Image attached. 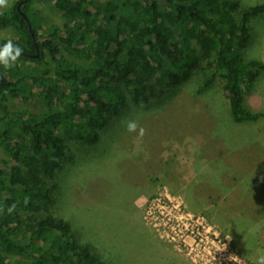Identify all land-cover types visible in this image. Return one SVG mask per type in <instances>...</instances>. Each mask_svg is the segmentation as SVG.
<instances>
[{"label": "trees", "instance_id": "trees-1", "mask_svg": "<svg viewBox=\"0 0 264 264\" xmlns=\"http://www.w3.org/2000/svg\"><path fill=\"white\" fill-rule=\"evenodd\" d=\"M38 1L0 9V47L19 44L26 66H0V264H105L50 208L72 145L96 144L113 118L193 80L197 93L223 82L234 122L264 117L245 104L264 61L244 55L264 3L43 0L54 22Z\"/></svg>", "mask_w": 264, "mask_h": 264}, {"label": "rangeland", "instance_id": "rangeland-1", "mask_svg": "<svg viewBox=\"0 0 264 264\" xmlns=\"http://www.w3.org/2000/svg\"><path fill=\"white\" fill-rule=\"evenodd\" d=\"M37 5L59 22L51 4ZM250 25L245 58L264 61V11ZM197 83L127 109L92 146L72 145L53 179L51 210L105 264H233L230 255L257 264L264 256V117L234 122L223 82L205 93L196 92ZM245 104L264 113V69ZM126 120L137 122L136 132L126 130Z\"/></svg>", "mask_w": 264, "mask_h": 264}, {"label": "clouds", "instance_id": "clouds-1", "mask_svg": "<svg viewBox=\"0 0 264 264\" xmlns=\"http://www.w3.org/2000/svg\"><path fill=\"white\" fill-rule=\"evenodd\" d=\"M8 5V0H0V9L6 8ZM23 53V49L19 46V44H16L13 42V40L8 39L2 47H0V66H3L4 69L10 70L14 66H16L17 61L21 57ZM126 130L128 132H136L138 129V124L136 121H130L126 120L124 121ZM144 129L141 127L139 128V135L142 137L144 135ZM14 205L8 209L9 212L14 210ZM231 239V237L229 238ZM227 245H225L224 250H226ZM220 251V250H218ZM230 261L233 262V264H240L239 257L236 255H230L228 257ZM257 264H264V256H261Z\"/></svg>", "mask_w": 264, "mask_h": 264}, {"label": "built area", "instance_id": "built-area-1", "mask_svg": "<svg viewBox=\"0 0 264 264\" xmlns=\"http://www.w3.org/2000/svg\"><path fill=\"white\" fill-rule=\"evenodd\" d=\"M168 201L171 203V200L170 199H168ZM154 226H156V224H154ZM186 229H188L187 227H185ZM193 228V227H192ZM191 232V234L196 238V234L194 233V231L192 230V231H190ZM194 240V239H193ZM208 260H210V259H208Z\"/></svg>", "mask_w": 264, "mask_h": 264}, {"label": "water", "instance_id": "water-1", "mask_svg": "<svg viewBox=\"0 0 264 264\" xmlns=\"http://www.w3.org/2000/svg\"><path fill=\"white\" fill-rule=\"evenodd\" d=\"M23 16L26 17V15L22 12Z\"/></svg>", "mask_w": 264, "mask_h": 264}]
</instances>
